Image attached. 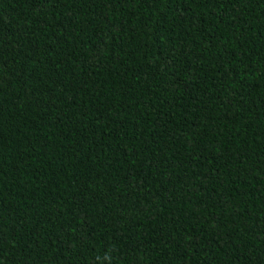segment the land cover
<instances>
[{
    "label": "trees",
    "instance_id": "1",
    "mask_svg": "<svg viewBox=\"0 0 264 264\" xmlns=\"http://www.w3.org/2000/svg\"><path fill=\"white\" fill-rule=\"evenodd\" d=\"M0 264H264V0H0Z\"/></svg>",
    "mask_w": 264,
    "mask_h": 264
}]
</instances>
